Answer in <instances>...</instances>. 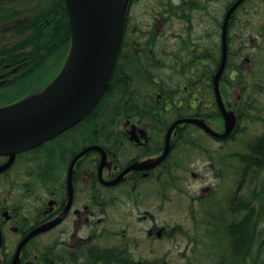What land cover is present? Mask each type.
Masks as SVG:
<instances>
[{
	"label": "flooded vegetation",
	"instance_id": "flooded-vegetation-1",
	"mask_svg": "<svg viewBox=\"0 0 264 264\" xmlns=\"http://www.w3.org/2000/svg\"><path fill=\"white\" fill-rule=\"evenodd\" d=\"M13 1L0 0V6ZM226 2L126 0L116 62L123 95L117 87L102 101L104 93L81 122L17 153L0 171V264H167L171 254L164 257L163 240L186 237L193 227L192 209H197L174 207L189 209L190 229L163 223V210L171 209L175 190L171 181L182 183L189 176L201 180L195 165L184 163L205 152L181 141L194 133L190 123L172 130L162 158L166 139L177 121L214 115L223 25L234 1L228 9ZM220 4L222 19L211 25L212 10ZM240 5L230 17L232 30L225 40V54L229 46L234 61L231 82L241 79L244 63L250 65L238 31L246 25ZM245 42L247 50L252 39ZM226 68L227 55L218 81L222 101L230 86ZM216 145L225 154L220 142ZM207 150L212 154V159L205 154L207 168L222 179L225 155L217 159ZM10 158L0 155V168ZM214 187L200 188L191 204ZM193 251L191 243L174 257L186 260Z\"/></svg>",
	"mask_w": 264,
	"mask_h": 264
},
{
	"label": "trees",
	"instance_id": "trees-1",
	"mask_svg": "<svg viewBox=\"0 0 264 264\" xmlns=\"http://www.w3.org/2000/svg\"><path fill=\"white\" fill-rule=\"evenodd\" d=\"M226 3L228 7L231 6L228 0ZM230 30L232 23L229 22L227 36ZM261 30L264 34V28ZM228 40L229 37L227 44ZM243 40L244 49L246 39ZM70 47L69 22L63 0H15L11 4H2L0 108L26 102L40 95L62 72ZM229 52L227 46V70L234 63L230 60ZM257 55H252L251 59L247 55L243 56L250 62L252 60V67L249 66L248 70L243 67L241 79L226 88L223 103L233 123L230 136L212 139L224 144L237 140L236 135L247 130L241 127L243 121H259L263 124V131L244 143L243 152L230 151L226 154L223 163L228 176H222V182L230 186L227 190L214 187L203 197L195 198L194 240L190 233L185 232L188 243L194 245L193 254L201 253L208 264H264V118L254 113L260 112V101L251 93L245 101L242 100L250 87H258V80L264 81V60L260 59L258 63ZM117 69L118 64L102 101L117 87H120V94L123 95ZM228 79V84H231ZM211 111L214 115L200 120L216 131L222 130V125L217 122L221 113L213 94ZM109 119L105 118V122ZM181 141L188 142L212 159V154H207V148L194 134H185ZM214 151L217 159H220L219 149ZM179 181L173 180L171 184L173 189L181 193ZM198 247L204 251H198ZM188 261L191 263V260Z\"/></svg>",
	"mask_w": 264,
	"mask_h": 264
},
{
	"label": "water",
	"instance_id": "water-1",
	"mask_svg": "<svg viewBox=\"0 0 264 264\" xmlns=\"http://www.w3.org/2000/svg\"><path fill=\"white\" fill-rule=\"evenodd\" d=\"M229 10L223 25V53L228 19L242 2ZM68 16L71 47L64 69L39 96L26 102L0 108V155L11 156L0 171L8 168L17 153L36 147L81 122L96 107L105 93L114 71L123 33L126 0H63ZM225 65L215 77V94L224 120L222 134L213 132L197 119L176 122L166 139L168 151L172 130L181 123H192L211 135L227 138L233 129L223 106L218 81ZM52 98L38 101L52 89ZM35 234V233H33Z\"/></svg>",
	"mask_w": 264,
	"mask_h": 264
},
{
	"label": "rangeland",
	"instance_id": "rangeland-1",
	"mask_svg": "<svg viewBox=\"0 0 264 264\" xmlns=\"http://www.w3.org/2000/svg\"><path fill=\"white\" fill-rule=\"evenodd\" d=\"M229 2L231 0H228ZM245 2V1H244ZM243 2V3H244ZM231 3V2H230ZM227 4V9L228 7V3ZM242 7H244L242 9ZM241 7V12L243 15V23L245 26H243L241 29H239V33L240 35L243 36L244 39L246 40H250L252 39V43L251 45L248 47V49H244V53L243 55H257L258 58V63L260 61V59L264 60V55L262 52H264V34H262V30L264 28V0H248L246 1L243 6ZM222 11H223V6L222 4L218 5V6H214L213 10H212V16L210 17L211 20V25L215 24L217 25L218 22L221 21V15H222ZM239 11V12H240ZM235 13V12H234ZM233 13V14H234ZM238 13V12H237ZM221 18V19H220ZM252 24V26L250 27V25ZM250 43V42H249ZM249 45V44H248ZM253 52H255V54H253ZM230 63V62H229ZM232 65H230L229 67H231ZM243 67L245 69H249V65H247V63L243 64ZM232 68V67H231ZM229 68L227 70V77L230 76L229 72H232L231 70H233V68L231 69ZM236 84V80H234L233 82H231L230 85H235ZM256 85H258L257 88L255 87H250L249 91L246 92V94L243 96L242 100H246V96L249 95V93H251L256 99H258L260 102L259 106H260V112H255V114H260L261 118H264V81L262 80H258ZM220 125H222L223 121L222 120H218L217 121ZM241 127H246V132L243 134H239L238 136L236 135L237 140H232V141H228V143L226 144H222L221 146L223 148V151L225 152V154L222 152L221 155H225L228 154V152L230 151H237V152H243V146L244 143L249 142L251 140H253L257 135H259L262 131H263V124L261 122H257V121H243L241 123ZM194 135L196 138H198L201 142V144L203 146H205L206 148L209 149V151L213 152L214 158L216 157L215 155V149L216 147H218L216 145L217 142H215L213 139H209L210 137L206 134L201 133L200 131H197L196 129L193 131ZM200 156H195L194 157V161L192 162H186L184 163V167H191L193 165H195V172L199 173L203 176V178L201 180H195L193 179L191 176H189L187 179H185L182 183H180V188L182 189V192H177L175 190H173V192L171 193V202H169V207H171V209H164L163 213H162V219H163V223L170 225L171 227H179L183 226L184 229H190L192 226L191 221L187 222V218L190 215L189 209H174V207L176 208H183V207H187V208H194L196 206H193L191 204V198L192 197H196L197 195H199V189L202 187H207V186H219L221 190H227L228 187L230 186L229 183L227 184V182H222L221 177H216L215 175H213V171H211V169L209 170V168H207V161L208 158L206 157L205 154H202L199 152ZM230 162H232L231 160H229ZM188 163L190 165H188ZM193 164V165H192ZM198 166L201 168L199 169ZM225 170L222 167L220 170V173L222 176H228L227 175V167L225 166ZM190 205V206H189ZM173 238H170L169 240L165 239L162 242V251H163V255L164 257L170 253L171 256H169L167 258V264H208L207 261H205V257L202 256L201 253L196 252V254H193V256L191 257H186V260L184 259L183 256H180L179 258H175L174 255L176 254H182L186 252L187 249V242L183 239L182 236L179 235H175L172 236ZM174 245H176V247H174ZM198 251L202 250V252L204 251V249L198 247ZM188 260H191V263H189Z\"/></svg>",
	"mask_w": 264,
	"mask_h": 264
},
{
	"label": "bare ground",
	"instance_id": "bare-ground-1",
	"mask_svg": "<svg viewBox=\"0 0 264 264\" xmlns=\"http://www.w3.org/2000/svg\"><path fill=\"white\" fill-rule=\"evenodd\" d=\"M57 86L54 87V89H52L51 91H49L48 93H46L39 101L38 103H43L46 102L48 100H50L52 98V92L55 90Z\"/></svg>",
	"mask_w": 264,
	"mask_h": 264
}]
</instances>
